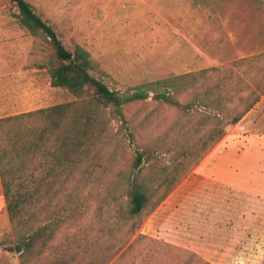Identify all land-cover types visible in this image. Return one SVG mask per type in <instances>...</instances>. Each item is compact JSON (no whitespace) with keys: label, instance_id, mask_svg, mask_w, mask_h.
Here are the masks:
<instances>
[{"label":"rangeland","instance_id":"rangeland-1","mask_svg":"<svg viewBox=\"0 0 264 264\" xmlns=\"http://www.w3.org/2000/svg\"><path fill=\"white\" fill-rule=\"evenodd\" d=\"M27 1L65 46L79 44L91 53L99 64L93 75L116 91L208 68L241 76L246 68L235 62L264 54V0ZM18 14L10 0H0V118L76 100L52 87L45 67L50 47L21 26ZM263 77L253 80L249 92ZM194 96L178 99L187 103ZM123 112L126 124L110 111L106 115L109 145L97 167L92 206L114 233L109 264H264V94L245 118V132L223 142L222 152H233L229 166L216 171L220 159L210 156L223 139L209 152L198 147L170 195L134 222L141 225L132 236L131 224L123 226L116 215L120 207L128 210L127 177L142 146L167 142L163 151L169 146L171 152L160 150L153 168L136 170L141 182L183 161L178 155L183 139L199 144L217 122L208 115L217 112H185L153 99ZM164 192L165 187L158 195ZM106 239L102 235L100 242ZM63 241L59 235L55 247ZM15 242L0 178V264H21L20 254L8 251ZM50 258L34 264H49Z\"/></svg>","mask_w":264,"mask_h":264},{"label":"trees","instance_id":"trees-1","mask_svg":"<svg viewBox=\"0 0 264 264\" xmlns=\"http://www.w3.org/2000/svg\"><path fill=\"white\" fill-rule=\"evenodd\" d=\"M10 1L19 11L21 26L50 47L45 67L52 87L76 100L0 118V178L16 238L8 251L20 254L21 264H34L45 255L51 256L49 264H109L114 233L106 231L105 220H98L92 211L97 167L109 145L108 111L125 124L124 108L149 99L185 112H217L208 115L217 122L199 144L191 146L183 139L178 153L183 161L175 160L173 167L141 182L136 170L142 167L143 173V168H153L158 153L171 152L169 146L163 151L167 142L142 146L134 173L127 177L128 210L120 207L116 215L123 226L131 224L132 236L141 225L134 222L157 209L173 191L177 174L193 152L200 146L211 151L226 136L227 128L238 124L260 101L264 77L256 91L249 89L253 80L264 76V54L235 62L234 66L246 68L241 76L232 69L208 68L116 91L93 75L99 72V64L89 51L79 44L73 49L65 46L55 28L27 0ZM192 92L190 102L178 99ZM129 134L135 142L133 133ZM59 235H64V241L55 247ZM102 235L109 242H100Z\"/></svg>","mask_w":264,"mask_h":264},{"label":"crops","instance_id":"crops-1","mask_svg":"<svg viewBox=\"0 0 264 264\" xmlns=\"http://www.w3.org/2000/svg\"><path fill=\"white\" fill-rule=\"evenodd\" d=\"M254 110V108L236 125H232L228 127V134L223 138V140L218 144V146L216 147V149L213 151L212 155H215L217 158L220 159V161L218 162L217 166L215 167L216 171H221V170H225L227 168V165L229 163L228 158H231L233 156V152H225V154L222 152V146H223V142L228 141L232 138H234L235 136H241V134L243 132H245L247 126L245 125L244 120L247 116H249V114ZM244 124V125H243ZM210 158V157H209ZM229 166V165H228Z\"/></svg>","mask_w":264,"mask_h":264},{"label":"water","instance_id":"water-1","mask_svg":"<svg viewBox=\"0 0 264 264\" xmlns=\"http://www.w3.org/2000/svg\"><path fill=\"white\" fill-rule=\"evenodd\" d=\"M69 63H71V62L69 61Z\"/></svg>","mask_w":264,"mask_h":264}]
</instances>
